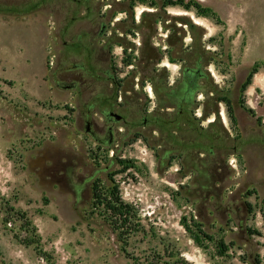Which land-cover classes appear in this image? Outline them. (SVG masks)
<instances>
[{
    "label": "rangeland",
    "instance_id": "1",
    "mask_svg": "<svg viewBox=\"0 0 264 264\" xmlns=\"http://www.w3.org/2000/svg\"><path fill=\"white\" fill-rule=\"evenodd\" d=\"M196 1L220 23L164 0H0L31 7L0 13V264L263 259L264 0ZM197 48L205 50L201 60ZM197 64L228 94L235 124L224 103L219 117L239 143L212 194L193 188L178 157L159 167V132L148 122L153 86L174 85ZM66 69L78 78L65 77ZM71 79L75 86L65 87ZM106 110L122 116L107 121L109 144L85 132L83 120L106 123ZM113 185L137 212L125 240L93 197V188L104 196Z\"/></svg>",
    "mask_w": 264,
    "mask_h": 264
},
{
    "label": "trees",
    "instance_id": "2",
    "mask_svg": "<svg viewBox=\"0 0 264 264\" xmlns=\"http://www.w3.org/2000/svg\"><path fill=\"white\" fill-rule=\"evenodd\" d=\"M164 4L193 10L197 16L209 17L220 23L215 12L196 0H164ZM30 9L31 7L24 3L0 4V13L21 15L28 13ZM187 24L191 29L197 27L189 20ZM197 49L194 54L198 60H201V51L204 54L205 50ZM257 72L258 65L254 64L241 84L242 92L252 83V78ZM199 79H203V84L198 83ZM211 82L209 73L197 64L195 68H184L181 78L174 85L166 83L154 85L157 107L148 118V122L152 123L159 132L157 138L159 146L156 152L159 167H164L168 161L178 157L180 170L193 174L195 183L193 188L204 189L209 194L213 193L214 188H219V183L224 179L228 169L227 157L235 154L239 148L237 138L230 136L219 117L218 104L224 103L229 121L235 124L236 118L231 100L224 90L218 89ZM198 91L204 95L201 102L196 101L195 98V93ZM200 104L201 113L197 116L195 109ZM212 115V119L202 124ZM93 197L98 204L104 206L109 213V223L125 240L137 226V212L132 204L121 198L116 185H113L104 196L100 188H93ZM21 215L25 217L24 213ZM25 222L30 224L28 219ZM206 237L211 239V236L206 235ZM29 243L30 241L26 242V244ZM217 245L219 252L225 253L228 246L222 239L217 242ZM261 262L264 263V255L262 260L257 258L254 264Z\"/></svg>",
    "mask_w": 264,
    "mask_h": 264
},
{
    "label": "flooded vegetation",
    "instance_id": "3",
    "mask_svg": "<svg viewBox=\"0 0 264 264\" xmlns=\"http://www.w3.org/2000/svg\"><path fill=\"white\" fill-rule=\"evenodd\" d=\"M101 50H102V48H100V52H101ZM108 54H109V50L107 48L106 55H108ZM72 71L73 70L66 69L62 73L67 78H72V79L78 78V76L74 75ZM74 83H75L74 80H72L69 82V84H66L65 87L73 88L75 86ZM110 111L111 110H106L103 112V114L106 118V123H103L101 125L96 124L92 118L87 116V114H85L86 116L83 118L85 132H87L98 143H108L109 144L113 140L112 135H113L114 128H113V126L107 124V121L110 123L114 121V118L109 116ZM141 122L143 125H146L147 124V118L143 117Z\"/></svg>",
    "mask_w": 264,
    "mask_h": 264
},
{
    "label": "water",
    "instance_id": "4",
    "mask_svg": "<svg viewBox=\"0 0 264 264\" xmlns=\"http://www.w3.org/2000/svg\"><path fill=\"white\" fill-rule=\"evenodd\" d=\"M196 23V22H195ZM109 116L113 117L114 118V121H120L122 116L114 111H110L109 112Z\"/></svg>",
    "mask_w": 264,
    "mask_h": 264
}]
</instances>
